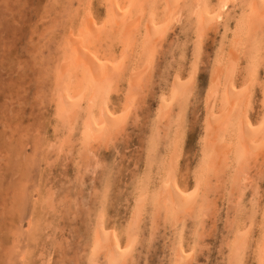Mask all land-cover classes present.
<instances>
[{
	"label": "bare ground",
	"instance_id": "bare-ground-1",
	"mask_svg": "<svg viewBox=\"0 0 264 264\" xmlns=\"http://www.w3.org/2000/svg\"><path fill=\"white\" fill-rule=\"evenodd\" d=\"M67 1L68 0H66V2ZM104 1L106 7V11H105L106 14L101 23L98 24L94 18V15L92 14V10H94L92 9L93 7L92 0H82L80 12L77 13L76 17H73L72 20L70 19L72 17L68 19L69 26L66 28L65 43L67 45L66 48L69 49L70 55H68L66 60L67 67L64 70H61L62 71L61 75L60 74L58 75V81L60 85L57 87L53 99L55 101L53 119H55L57 123H60L63 126V128L65 127L67 132H66V137L59 138L58 136H55V138L53 137V141L50 143V146H48L47 144L49 148L47 149V146L45 148L44 151L45 160H43L44 163H46L45 162L46 160L49 161L50 159H52V157L49 159L50 155L51 156L55 155V160L57 161L61 159V156L65 157L67 155L68 157L70 158L72 157L74 160H76L77 166L80 165L84 166L85 167L84 171L90 170L91 171L90 173L96 174V171L102 167L101 165L102 161L100 162L98 156L99 153L97 151H99L100 148H103L102 146L109 147V145L110 146L115 145L116 141L120 140L121 135L124 133L125 124H128L127 119H130V117L134 116V114H132V111L135 108L134 106L135 99L138 97L139 93L143 91L144 79L147 74L146 72H148L150 68H152L151 61L154 60L152 58L156 55L155 54L156 52H159L158 50L163 48L162 47L164 44L163 39L165 37L166 28H169V26L173 24L177 25L180 22H182L183 25L184 22V24L186 25L185 27L191 28V30L188 28H184L185 32L187 33V31L189 32L192 31L196 40H195V47L192 52L191 64L189 65L190 68L188 67L190 69L188 71L189 74H187L188 73L187 72L185 74L187 76L183 77L182 74L179 73L180 71L178 72L176 71V69H178L176 65L175 67L176 72L171 74L170 84H168L169 85V86L167 85L168 88L165 89L168 91L167 92L163 91V93L161 92L159 104H157L158 111L155 112L156 113L154 118L155 124L153 123L154 125H151L154 126L153 128H155V130L152 128L151 132H149L150 133L149 138H147L146 140L147 141L145 146L146 154L144 156V163H145V168L147 170L144 168L145 172H142L143 175L137 177L135 180L136 186L134 187L133 185L135 195L133 197L132 208L130 206L131 208L130 220L127 223V227L126 228L124 227L125 230H121L124 231L123 232V238H125L124 242H122L121 240L122 234H119L118 231L120 227H117L118 230L116 231L114 229H110L112 226L111 227L110 225L107 226L106 223L109 222L108 219L106 220V217L108 215L105 211L106 209L104 208V205L108 198V192L110 191L109 186L110 185L112 186L114 181L116 182L117 180L115 179L116 177H114L115 180L110 178V180H113V182L108 184L109 181L108 178L111 176H109L108 174H104L105 173L104 172L103 173L104 175L102 177L104 178L102 182L103 185L100 186L99 185L100 183H98V186H100V188H98L97 193H95V191L92 192L93 190H91L92 193L90 192L92 194L90 196L91 199H95V201L98 203L96 204L95 202V204L99 206V209L96 210L97 206L95 207L94 204V208H95L94 211H96L94 219L91 221V223L89 220L88 222L86 221L88 225L92 224V230L89 234V239L86 238L87 240H89V252L88 253L87 251L85 252V254H88L85 257L87 258L85 263L86 264H129L130 261L132 260L131 255L134 254L133 251L136 252V250H134V247L137 246L136 244L141 234L140 232L142 231L141 227L144 224V219H145L144 216L145 215L148 216L149 214L148 217L149 219L147 221L150 220L149 227L151 230V236L158 228V226H156V221L158 219L163 220L164 223H170L173 229L174 240L173 243L171 244V246L173 245L172 252L170 258L167 257L170 260V264H192L193 260H195L194 250L195 247L197 246V241L202 240V232H203L202 230L204 228L205 220L208 219L213 214L211 213L210 209L211 207L214 206V205L212 206V204L214 203L213 202L210 203V202L213 196L219 193L223 198L222 201H225L226 203L229 204L227 208V213H230L228 215V217L230 216V220H227L229 221V224L228 226L226 225L228 233L227 232L225 233L227 235L228 234L231 235L229 239L228 237L227 240L225 239L226 243L222 247L223 250L226 251L225 264H244L246 256L247 254H249V251H252V254L254 255L255 264H264V202H263L264 200L262 201L263 204L260 203L261 199L263 198L259 197L257 181L254 180V178H252V175L254 174L252 173L253 171H251L252 169L254 170L257 169L256 167H252V166L255 165L254 162L257 161L259 158H261L262 155L264 154V0H104ZM56 5L58 4L56 3ZM59 6L61 5H58V7ZM51 7H55V6H50V9ZM63 7H67V6L59 7L61 8V12L59 13H63V15H66L64 14L65 10H62ZM67 8L64 9L67 10ZM47 10H43V11L46 13ZM50 12L51 11H49V13ZM67 15L70 16L69 13ZM61 17L62 14L60 16V19ZM53 19L54 18H52V20ZM41 21L42 20H40V24L44 23ZM56 22L57 20H55V24H57ZM38 23L39 21L37 22V24ZM63 24L61 23V25L60 24L59 25L62 26ZM213 26L215 28L221 27L223 32L220 31L222 32V36H218L221 38V40L219 41V46L217 45L219 48L216 51L215 49H213L214 47L212 48L213 51H215L214 52L215 54L210 67V72L208 71L209 77L206 87V93L203 99L204 102L202 101L204 103L205 113L203 119L204 131L202 137L200 136L201 142H200L199 159L197 161L196 166L194 165L195 168L192 169L193 178L192 180L190 179L192 181V184L191 185L189 184L190 187L189 186L184 187L180 184L179 180L177 179V173H178L179 163H181L180 160L183 154L184 144L186 142V141L184 142V138H185L184 122L186 115L185 108L190 98L195 93L196 77H197V71H198V66L202 51L201 45H203L202 43L207 35V32L210 31L213 28ZM52 29L54 30V25L51 27L50 31H52ZM62 31L63 29H61L60 32ZM175 31H177V35L178 33L180 34L178 30ZM46 32L48 34L47 30ZM38 33L39 32H37V34ZM32 34H34V32ZM111 34L117 35L116 36L118 37L117 43L120 44L122 51L118 52L119 55L117 57L114 55H111L110 57L107 56L100 57L97 49L99 46L102 45V43L106 45L110 43L109 41L111 39L110 37ZM138 36L140 39H138ZM39 39L40 38L38 37V40ZM49 39L52 40L51 38ZM166 39H168V37ZM40 40L37 41L39 42V44H40ZM137 43H139V45ZM44 46L45 44L42 47ZM117 48L119 49V47ZM138 49L141 52L140 66L139 67L137 66L138 64L137 63L138 59H137L135 64H132L134 66H132L131 68L129 67L126 68V65H129L127 63L133 61L132 60L133 56H131L130 53H133L134 50H138ZM164 49L161 50L165 52ZM160 52L161 54H165L162 53V51ZM106 53L108 54V52H105V54ZM138 53L139 52H137V54ZM30 55L31 54H29V56ZM242 56H244L245 58V72H244V76L242 77L244 78L242 80L243 82L239 83L237 81V76L239 69L242 68V62H241ZM50 57L49 59H51ZM161 57L163 58V56ZM130 58L132 61L130 60ZM136 58H138V56H136ZM180 65H182V63H178V66ZM260 69H262L263 71V79H260L262 77V73L260 72ZM122 80H124V84H125L124 86L126 87V91L121 105L123 106V108L121 110H117L113 107L112 100L114 95L117 94L118 91L119 92L121 91L118 90V86L120 84L119 81ZM155 82L153 81V83ZM153 83L151 85H153ZM160 83L157 84L159 85ZM53 85H55V83ZM256 90L260 94V112L258 113L257 119L255 118L256 120H253L252 118L253 113L251 114V111L254 107L253 106L255 100L254 96L256 95L254 91ZM41 94L42 93L40 92V94L37 96L40 97ZM196 96H198L197 93ZM42 97H40V99ZM257 99H259V97L256 98V100ZM140 102L141 100L139 101V103ZM149 124L147 125L150 126ZM45 129L47 130V127ZM39 130L41 131V129ZM159 130L162 133L163 141H161V137L158 134ZM28 162L30 163L31 160L30 161L28 160ZM55 162L54 160L53 161L51 160L49 166L51 164L52 166H54L53 164H55ZM112 166L113 165H111V168ZM104 169L105 168H103L102 171H104ZM75 170L76 172L77 171L80 172L79 169H75ZM152 170H155L157 173L153 174L151 172ZM100 175L102 176V173ZM79 176L77 177L78 179ZM81 176H82L81 178H83V175ZM135 176H139V175H135ZM69 179L70 178H68V180ZM78 179H75V181ZM72 183L74 184L73 181ZM91 183L93 184V182ZM69 185H71V183ZM36 189H38L39 192L40 188L36 187ZM248 189H253V191L251 190L253 193L251 195L249 194L251 197L250 204H248L249 206H245L243 199ZM45 190L48 191L47 189ZM55 191L58 190L55 189ZM129 191L133 192V190H129ZM52 194L53 193L51 190V194L47 193L46 195H42L41 196L42 198L40 197L39 199H37V201L39 200V203L36 202V204L33 205L34 209L32 210V212L29 213V215L26 218V225H27L26 233L25 232L23 233V228L21 226L24 219L20 220L18 223H16L17 221L15 223L12 221V227L14 226L12 231V238L15 240L12 243V246L16 245V243H19L20 241L21 243L24 241L31 244L33 243L31 242V240L34 239L35 241V235L37 230H41L40 228L42 227L41 226L42 222L43 223L46 222L45 220L46 211L53 210V208L55 207L54 206L55 203H53L54 200ZM76 194L74 196H76ZM89 199L90 198L88 197L87 201H89ZM248 201L249 200H247V202ZM82 202L84 203V201ZM114 203L117 202L114 201ZM25 208H26L25 202L23 203L19 202L15 206V208L13 209L15 211L13 214L15 219L17 217L21 218ZM112 208L110 206V209ZM223 209H224V205H223ZM127 210L130 211V209ZM124 211H126V209ZM83 212L85 213V211ZM244 213H245V217L242 218V214ZM114 214L116 216V213ZM51 215L52 214H50L49 217ZM60 215L61 214H59V216ZM57 221L59 222V220ZM178 223L180 225L182 224V228H184L186 223L187 224L191 223L190 229H192V232L194 233L192 237L193 244L191 246H188L185 243L186 240L185 232H184L185 229L184 230L181 229L179 232H176V225ZM222 224L225 225V223ZM224 227L225 226H223V228ZM178 228H180V226ZM255 228H257L256 231L254 230ZM90 229H88L87 231L88 233ZM213 231L216 232V230ZM253 232H257L258 234L257 239H254ZM62 237L64 236L62 235ZM63 239L61 238V241H64ZM50 240L47 239V242H50ZM43 243L45 242L43 241ZM55 243L56 246L57 244H59V242L57 243L56 241ZM64 243L65 242L61 243L62 247H64L63 246L65 245ZM26 244L25 246H27ZM36 244H38V242ZM49 244L47 243L45 245H49ZM80 244H78V246ZM32 245L36 246L35 244ZM45 245L43 244V246ZM74 245L77 246L76 243ZM46 247L48 248V246ZM64 248L60 250H64ZM53 249H55V247H53ZM51 250L52 249H50V251ZM60 250L58 249L59 252ZM17 251L19 252L18 255H20V251L16 250V252ZM33 251L31 252L33 253ZM81 251L83 252L84 249ZM206 251L205 254L208 253V251L207 252ZM217 251L218 250H216V252ZM16 252H13V254L16 255L17 254ZM40 252H42V250ZM41 254L40 256L37 255L38 258L42 257ZM47 254L45 253L43 255H45L46 257ZM60 255L62 254L60 253ZM217 255H219V257H222V255L220 256V253L219 254L217 253ZM12 256L13 255H11V258ZM66 256L67 255H65V257ZM84 256L85 255H83L82 258ZM33 257L36 258L35 255ZM137 257L138 256L136 257L134 256V258ZM196 257L198 256L196 255ZM31 258L29 261H31ZM35 258H33V260H35ZM70 258L72 259V257ZM71 259L69 262L74 260ZM137 259L139 260V258ZM53 261L56 262V260ZM137 262L138 261L136 260V264ZM218 262L219 261H217V264H219ZM73 263L74 261H72L71 264ZM132 263L133 262L131 261V264ZM81 264H84V262Z\"/></svg>",
	"mask_w": 264,
	"mask_h": 264
},
{
	"label": "rangeland",
	"instance_id": "rangeland-1",
	"mask_svg": "<svg viewBox=\"0 0 264 264\" xmlns=\"http://www.w3.org/2000/svg\"><path fill=\"white\" fill-rule=\"evenodd\" d=\"M68 1L66 2V0H0V264H32V261H33V264H36V263L37 264H51L52 262H53L52 264H71L72 261H74L73 264H79L80 262L81 263L84 262V264H86L85 262H86L87 258H85V257L88 254H85V252L86 251H87V253L89 252V240H87V239H89V234L92 230V224L88 225L87 222L89 220L91 223V221L94 219V216L96 214V211H94L95 210L94 204L96 201H95V199H91L90 196L92 195L91 193L94 191H95V193H97L98 188H100V186L103 185L102 182H103L104 178H102V177L104 174H108L109 176H111L108 178L109 181L107 180L108 184L113 182V180H110V178L114 179V177H116L115 179H117L116 182L114 181L112 186L111 185L109 186L110 191L108 192V198H107V201L104 205V208L106 209L105 211L108 215L107 216L108 218L106 217V220L108 219V222H109L106 224H107V226H109V225H110V227L112 226L111 228L110 227L109 228L114 229L116 231L118 230L117 227H120L118 231H119V234H122L121 240H122V242H124V240H125V238H123V232L124 231H121V230H125L124 227L125 228L127 227V223L130 220V212H131V208H132L133 197L135 195V192H134V187L136 186L135 180L137 177L142 176L143 175L142 172H145V169H146L145 163H144V156L146 154V148H145L146 142H147L146 140H147V138H149V135H150L149 132H151L152 128L154 127L151 125L155 124V122H154L155 121L154 118H155V114H156L155 112L158 111V105L157 104H159L161 92L163 93V91H165V92L168 91L165 89H167L169 86L168 84H170L171 74H173L176 71L177 72L180 71L179 73H181L183 77H186L187 75H185V74L190 70L189 65L191 64L192 52H193L194 47H195L196 38L193 35L192 31H190V32L187 31V33L185 32L184 28H188V27H185L186 25L184 24V22H183V25H182V22H180L177 25H175V24L170 25L169 28H166L167 34L165 33V37L163 39L164 44L162 46L163 48H161V49L165 48L164 49L165 52H163V50L160 49V50H158L159 52H156L155 53L156 55L152 58V59H154L153 61H151V67L152 68H150V70L148 72H146L147 74H146L145 79H144L143 91L141 93H139L138 97L135 99V102H134L136 104V105L134 104L135 108L132 111V114H134V116L130 117V119H127L129 125L125 124L124 133L121 135L120 140L116 141L115 145H111V146L109 145V147L102 146L103 148H100L99 151H97L99 153V154L97 153L99 156V160H100V162L102 161L101 162L102 167L96 171V174L90 173L91 172L90 170L84 171V169H85L84 166H82V165L77 166L76 160H74L72 157L71 158L68 157L67 155L65 157L61 156V159L59 161L55 160V155L54 156L50 155L49 159L51 157H52V159H50L49 161L46 160L45 161L46 163H44V161H43V160H45L44 151H45L47 144H48V146H50V143L53 141V137L55 138V136H58L59 138L66 137V132H67L65 127L63 128V126L60 123H57L55 121V119H53L54 118L53 117L54 106H55L54 105L55 101L53 99H54L55 91H56L57 87L60 85V83L58 81V75L59 74L61 75L62 74L61 70H64L67 67L66 66L67 65L66 60H67L68 55H70L69 49L66 48L67 45L65 43L66 28L69 26V23H68L69 20L68 19L70 17H72V18H70L72 20L73 17H76L77 13H79L81 10L82 0H75V1L74 0H68ZM99 1H100V3H99ZM99 1L98 0H92V6L93 7L95 6L94 8L92 7V9H94V10H92V14L94 15V18L98 24L103 21L105 14H106V12H105L106 11L105 1L104 0H99ZM56 3L58 5H61L59 7H62V6L68 7V8L63 7V9H62V10H65L64 14H66V15H63V13H59V12H61V8H59L58 5H56ZM77 3H79V4H77ZM50 6H55V7H51V9H50ZM64 8H67V10ZM43 10H47V12L45 13ZM49 11H51V12L49 13ZM55 12H56V14H55ZM68 13L70 14V16L67 15ZM61 14H62V17L60 19ZM45 16H46V18H45ZM52 18H54V19L52 20ZM58 18H59V20H58ZM65 18H66V20H65ZM40 20H42L41 22H44V23L40 24ZM55 20H57L56 23L58 25L55 24ZM38 21H39V23L37 24ZM50 21H52L53 23ZM50 23H51V25H50ZM61 23L62 24L64 23V24L62 26H60ZM53 25H54V30L52 29V31H50V29ZM49 26H50V28H49ZM56 27H57V29H56ZM180 28H182L183 30ZM61 29H63L62 32H60ZM188 29L191 30V28H188ZM46 30L48 31V34H47ZM175 30H178V32H180V34L178 33V35H177V31H175ZM220 31H222L221 27L215 28L213 26V28L207 32V35H206V37L202 43L203 45H201L202 51H201L200 62H199L198 71H197L195 93L190 98V100H189V102L185 108L186 115H187V113L189 115V116L185 115V122H184L185 123L184 124V127H185L184 128V137H185L184 142L185 141L186 142L184 144L183 154H182V157L180 160L181 163H179V166H178L179 168H178V173H177V179L179 180L180 184L184 187H188V186L190 187V185L192 184V181H191L193 178L192 169L195 168L197 161L199 159L200 142H201V137H202V134L204 131L203 130L204 129L203 119H204L205 108H204L203 99H204V95L206 93V87H207V83H208L210 67H211L213 57L215 54L214 52L219 48L218 46H219V41L221 40V38L218 36H222V32H223V31L222 32H220ZM33 32H34V34H32ZM37 32H39V33L37 34ZM50 32H51V34H50ZM53 32L56 35H54ZM59 34H61V35H59ZM181 34H183L184 36ZM49 35H50V37H49ZM166 35H168V36H166ZM116 36L117 35L111 34V36H110L111 39L109 41L110 43L108 45L102 43V45L98 47L97 50L99 52L100 57H105V56L110 57L111 55H114L117 57L119 55L118 52L122 51V48H121L120 44L117 43L118 37H116ZM38 37L42 40L41 41L39 39L40 44H39V42H37V41H39ZM48 37L51 38L52 40H50ZM167 37H168V39H166ZM187 37L189 40L187 39ZM59 39H61V40H59ZM138 39H140L139 36H138ZM165 43H166V45H165ZM44 44H45V46H44L45 48L42 47ZM137 44L139 45V43H137ZM169 45L170 46L172 45L171 48ZM175 46L177 48L178 47L179 48L177 49ZM117 47H119V49ZM206 47H208V48H206ZM212 48L215 49V51H213ZM62 49H63V51H62ZM138 50H134L133 53H130V55L133 56V58L131 57L133 61L130 58V60L132 62H130V63L128 62L127 64H129V65H126V68L127 67L131 68L132 66H134L132 64H135L137 59H138L137 66L138 67L140 66V64H141V52H140V50L139 51ZM185 50L187 53L185 52ZM160 51H162V53H165V54H161ZM105 52H108V54L107 53L105 54ZM137 52H139V53L137 54ZM29 54H31V55L29 56ZM133 54L138 56V58H136V56H134ZM161 56H163V58ZM49 57L51 59H49ZM63 60H64V62H63ZM170 60L172 63L170 62ZM62 62H63V64H62ZM241 62H242V68L239 69L238 76H237V81L239 83H242L243 82L242 80L244 79V78H242L244 76V72H245V58H244V56H242ZM178 63H182V65L178 66ZM157 64H159V65H157ZM184 64H185V66H184ZM172 65L174 66V68ZM176 65H177V68L180 70L175 68ZM52 66H54V67H52ZM56 66H57V68H56ZM166 68H168V69H166ZM175 69H176V71H175ZM24 70H26V71H24ZM54 70H56V71H54ZM172 70H173V72H172ZM206 71L207 72L209 71V72L207 73ZM54 72H57L58 74L54 73ZM260 72L262 73V77L260 79H263L262 69H260ZM187 74H189V72ZM49 78H52V79H49ZM51 80H52V82H51ZM153 81L154 82L156 81V82L153 83ZM52 83L53 84L55 83V85H53ZM119 83L120 84L118 86V90H121V91L120 92L118 91V93L114 95L113 100H112V105L117 110H121L123 108V106H121V105H122V101L124 99L125 91H126V87L124 86L125 85L124 80L119 81ZM152 83H153V85H151ZM157 83H160V84L158 85ZM122 88H123V90H122ZM160 90H162V91H160ZM199 90H201V91H199ZM49 91H51V92H49ZM40 92L43 94V95L41 94L40 97L43 96L44 98L42 97L40 99V97L37 96L40 94ZM147 92H148V94H147ZM254 92L256 95L254 94L255 95L254 96L255 100L253 103L254 107L251 111V114L253 113L252 114L253 120H256L258 117V113L260 112V94H259V92H257V90ZM196 93L198 96H196ZM121 94H123V95H121ZM201 94H202V96H201ZM122 96H123V98H122ZM195 97L198 99H196ZM258 97H259V99L256 100V98H258ZM116 98H118L119 100ZM37 99H38V101H37ZM140 100H141V102L139 103ZM201 107H203V108H201ZM188 108H189V110H188ZM203 110H204V112H203ZM148 117H149V119H148ZM136 121H138V122H136ZM147 124H149L150 126H148ZM46 127H47V130L45 129ZM127 127H128V129H127ZM42 128H44V129H42ZM147 128H148V130H147ZM39 129H41V131ZM153 129L155 130V128H153ZM160 129H161V127H160ZM125 133H126V135H125ZM160 133H161V131L159 130L158 134L161 137V141H163L162 133L161 134ZM48 135H50V136H48ZM38 145H40V146H38ZM48 146H47V149L49 148ZM41 147L44 149H42ZM34 156H35V158H34ZM39 156L41 157L42 160L40 159ZM38 158H39V160H38ZM28 160L29 161L31 160V162L29 163ZM51 160L52 161L54 160V162L56 161L55 164H53L54 166H52V164L49 166ZM51 163H53V162H51ZM103 163L104 164L106 163V164L104 165ZM254 163H255V165H253L252 167H256L257 169L251 170V171H253L252 173L254 174V175H252V178H254V180L257 181L259 197L263 198V199H261L260 203L263 204V202H264L263 201L264 200V188H263L264 187V175H263L264 174V154L262 155L261 158H259ZM25 165H26V167H25ZM111 165H113L114 167L112 166V168H111ZM106 167H107V169H106ZM73 168H74V171H73ZM103 168H105L106 170L104 169V171H102ZM75 169H79L80 172L77 171L78 172L77 173ZM116 169H117V171H116ZM141 169H142V171H141ZM72 171L75 174H73ZM135 171H137V172H135ZM154 171L155 170H152L151 172L153 174H156L157 172L156 171L154 172ZM132 172H134L135 174ZM260 172H263V173H260ZM87 173H88V175H87ZM101 173H102V176L100 175ZM259 174H262V175H259ZM46 175H47V177H46ZM73 175H74V177H73ZM75 175L76 176L80 175L79 179L77 178L78 176L76 177ZM81 175H83V178H81L82 177ZM96 175H97V178H96ZM135 175H139V176H135ZM99 176H101V177H99ZM68 178L71 179V180L69 179L71 182L68 180ZM258 178H260L262 180H260ZM75 179H78V180L75 181ZM83 179H84L85 183L83 182ZM72 181L74 182V184L72 183ZM189 181H190V183H189ZM91 182H93V184ZM70 183H71V185H69ZM98 183H100L99 184L100 186H98ZM91 184L93 185V187ZM153 184H155V183H153ZM133 185H134V187H133ZM29 186H30V188H29ZM75 186L76 187L78 186L77 189ZM126 186H127V188L128 187L129 188L127 189ZM36 187L40 188L39 192H38V189H36ZM62 187H63V189H62ZM95 187H97V188H95ZM45 189H47L48 191H46ZM55 189L58 191H55ZM75 189H76V191H75ZM51 190L53 193L52 194L53 200H54L53 203H55L54 204L55 207L53 208V210H47L46 211V213H45L46 214V217H45L46 222H44V223L42 222V224H41L42 227L40 228L41 230H37L38 233L36 232L35 241H34V239L31 240V242H33L32 244H35L36 246L32 245L31 243L24 242L22 240L23 241L22 243L20 241L19 243H16V245H13L14 246L13 247L12 243L15 240L12 238V231H13V227H14V226L12 227V221L14 223L17 221L16 223H18L20 220L24 219L21 226L23 228V233L24 232L26 233V228H27L26 218L29 215V213L32 212V210L34 209L33 205L36 204V202L39 203V200L37 201V199H39L42 195H46L47 193L51 194ZM91 190H93V191L91 192ZM129 190H133V192L129 191ZM251 190L253 191V189H248L246 191V194L244 195L243 200H244L245 206H249L248 204H250V200H251L250 195L253 193ZM76 192H77V194H76ZM120 192H122V193H120ZM37 193H39V194H37ZM75 194H76V196H74ZM88 194H90V195H88ZM88 197L92 201L90 199H89V201H87ZM216 197L220 200H218ZM247 198H249V199H247ZM19 199H21V200H19ZM33 199H35V200H33ZM61 199H62V201H61ZM108 199H109V201H108ZM222 199L223 198L218 193L217 195L215 194L213 196V198L210 202V203H212V202L214 203V204H212V206L213 205L214 206L211 207L213 212L210 209L211 213H213V214L212 215L210 214L211 216L205 220L204 228L202 230L203 231L202 232V240L197 241V246L195 247V250H194L195 251L194 259L196 261L193 260L192 264H194V263H196V264H203V263L204 264H217V261H219L218 262L219 264H221V263L225 264V261H226L225 260L226 259L225 252L226 251L223 250L222 247L226 243L225 239L227 240V237L229 239L231 234L227 235L225 233V232H227L226 227L229 224V221H227V220H230V216L228 217V215L230 213H227V208H228L229 204L226 203L225 201H222ZM81 200L84 201V203ZM85 200H86V202H85ZM93 200H94V202H93ZM247 200H249V201L247 202ZM114 201L117 203H114ZM19 202H21V203L25 202L26 208L24 209V212L22 213L21 218L17 217L15 219V217L13 216L15 211L13 209L15 208V206ZM121 203H124V204H121ZM59 204H61V205H59ZM84 204H85V206H84ZM96 204H98V203L96 202ZM96 204H95V207L97 206L96 207V210H97V209H99V206ZM48 205H50V204H48ZM223 205H224V209H223ZM110 206H111V208L112 207H115V208L110 209ZM130 206H131V208H130ZM125 209H126V211H124ZM127 209H130V211ZM82 210L85 211V213ZM127 211H129V212H127ZM148 212H149V210H148ZM215 212H216V214H215ZM47 213H48V215H47ZM87 213H88V215H87ZM114 213H116V216ZM245 213L242 214V218L245 217ZM50 214H52L51 215L52 219H51V216L49 217ZM59 214H61V215L59 216ZM91 215H93V216H91ZM125 215L127 218L125 217ZM127 215H129V216H127ZM222 215H223V217H222ZM85 217H86V219H85ZM144 217H145L144 224L141 227L142 231L140 232L141 234L139 236V239L141 237L142 238L140 240L138 239V242L136 244L137 246L134 247V250H136V252L133 251V253H134L133 255L135 257L138 256L137 258H139V260L137 258H134L133 255H131V257H132L131 261L133 262L132 264H136V260L138 261L137 264H170L169 258L171 256L172 247H173V245L171 246V244L173 243V240H174V232H173V229H172L170 223H164L163 220L158 219L157 220L158 222L156 221V226H158V228L153 233V235L151 236V230L149 227L150 226V222H149L150 220L147 221L149 219L148 218L149 214H148V216L145 215ZM112 219H114V220H112ZM219 219H220V222H219ZM57 220H59V222ZM160 220H161V222H160ZM116 221L118 222V224ZM148 222H149V224H148ZM222 223H225V225ZM51 224H53V225H51ZM190 224L191 223H188V224L186 223L184 228H182V224L180 225L178 223L176 225V232H179L181 229H183V230L185 229V231H184L185 232V238H186L185 243L188 246H191L193 244V241H192L193 238L192 237L194 234L192 232V229H190L191 228ZM44 225H45V227H44ZM59 226H60V228H59ZM179 226H180V228H178ZM223 226H225V227L223 228ZM210 227H212V228H210ZM87 228L88 229L91 228L89 230V233L87 232L88 231ZM145 228H146V230H145ZM174 228H175V226H174ZM223 229H224V231H223ZM225 229H226V231H225ZM84 230H85V232H84ZM211 230H212V232H211ZM213 230H216V232ZM254 230L256 231L257 228H255ZM69 232H70V235H69ZM41 234H42V236H41ZM62 235L64 237H62ZM45 236H46V238H45ZM59 236L62 239L64 238L63 239L64 241H61V238ZM54 237L56 238V240ZM253 237H254V239H257V237H258L257 232H253ZM71 238H72V240H71ZM47 239H49V240L51 239L50 242H47ZM66 239H68V240H66ZM69 240H71V241H69ZM43 241L45 243H43ZM52 241H54V242H52ZM55 241L57 243L59 242V244H57V246H56ZM37 242L39 245L36 244ZM63 242H65L64 243L65 245H63V246L66 249L64 247H62L61 243H63ZM83 242H85V243H83ZM219 242H221L223 244H221ZM47 243L48 244L51 243L49 245H51L52 247L49 245H45ZM75 243L77 244V246L74 245ZM80 243L83 245H81ZM25 244L27 246L28 245L29 246L27 247V246H25ZM43 244L45 246H43ZM78 244H80V245L78 246ZM67 245L68 246L70 245L69 248ZM219 245H221V246H219ZM37 246H38V248H37ZM46 246H48V248ZM75 246H76V248H75ZM49 247H51V248H49ZM53 247H55V249H53ZM205 247H207V248H205ZM22 248L24 251L22 250ZM63 248H64V250H60ZM33 249H34V251H33ZM50 249H52V250L50 251ZM58 249L60 250V252L58 251ZM80 249L81 250L84 249V251L82 252ZM86 249H88V250H86ZM206 249L209 253V256H208V253L205 254ZM16 250L20 251V255H18L19 252L18 251L16 252ZM29 250L33 251V253ZM41 250H42V252H40ZM216 250H218V251L216 252ZM54 251L57 253V255ZM137 251H139L140 253ZM13 252H16L17 253L16 255L18 257L15 254H13ZM29 252H31V253H29ZM45 253L46 254L48 253L46 255V257H45V255H43ZM60 253L62 255H60ZM217 253L218 254L220 253V256L222 255L223 258L219 257V255H217ZM40 254L42 257L38 258V256H40ZM64 254L67 256L65 257ZM141 254H142V256H141ZM199 254H201V255H199ZM11 255H13L12 256L13 259L11 258ZM34 255L36 256V258L33 257ZM83 255H85V256L82 258ZM196 255L198 257H196ZM53 257H54V259H53ZM70 257H72V259H74V260H72ZM79 257L83 261L80 260ZM167 257H169V258H167ZM10 258H11V260H10ZM30 258H31V261H29ZM33 258H35V260H33ZM22 259H24V260H22ZM58 259H60V260H58ZM65 259H66V262H65ZM67 259H68V261H67ZM70 259L72 260L71 262H69ZM76 259L78 262L76 261ZM223 259H224V261H223ZM53 260H56V262ZM63 260H64V262H63ZM9 261H11V262H9ZM23 261H25L26 263ZM131 261L129 264H131ZM244 264H255L254 255L252 254V251H249V254H247Z\"/></svg>",
	"mask_w": 264,
	"mask_h": 264
}]
</instances>
